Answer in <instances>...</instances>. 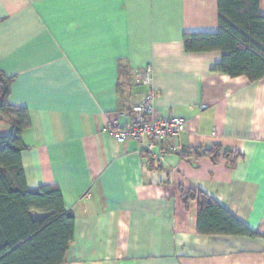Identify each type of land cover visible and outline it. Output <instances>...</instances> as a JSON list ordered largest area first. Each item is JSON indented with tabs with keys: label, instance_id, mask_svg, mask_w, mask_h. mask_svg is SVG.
I'll return each instance as SVG.
<instances>
[{
	"label": "crops",
	"instance_id": "0c3cea01",
	"mask_svg": "<svg viewBox=\"0 0 264 264\" xmlns=\"http://www.w3.org/2000/svg\"><path fill=\"white\" fill-rule=\"evenodd\" d=\"M217 30V0H0V72L30 121L26 185L57 186L74 215L62 264H264V77L232 78L212 71L220 51H185V33ZM148 63L155 108L185 121L161 158L105 130L146 92L128 72ZM213 145L239 154L234 165L177 153ZM189 189L258 236L198 234Z\"/></svg>",
	"mask_w": 264,
	"mask_h": 264
},
{
	"label": "trees",
	"instance_id": "16d2710c",
	"mask_svg": "<svg viewBox=\"0 0 264 264\" xmlns=\"http://www.w3.org/2000/svg\"><path fill=\"white\" fill-rule=\"evenodd\" d=\"M259 4L260 0H217L218 30L185 33V51H220L212 71L232 78L245 76L252 82L262 79L264 16ZM11 85L12 78L0 72V120L9 125V132L0 134V264H62L72 241L74 215L64 209L57 186L31 190L26 185L22 133L30 121L25 108L9 103ZM177 153L182 159L206 157L214 163L222 157L229 166L239 156L220 145ZM181 199L186 206L189 200H196L198 234L258 236L201 190L184 191ZM31 212L39 216L33 217Z\"/></svg>",
	"mask_w": 264,
	"mask_h": 264
},
{
	"label": "built area",
	"instance_id": "2783aa9c",
	"mask_svg": "<svg viewBox=\"0 0 264 264\" xmlns=\"http://www.w3.org/2000/svg\"><path fill=\"white\" fill-rule=\"evenodd\" d=\"M129 83L134 87H145L146 92L137 95L129 109L120 113L122 119L109 121L105 130L118 143L138 141L142 150L154 158H161L158 151L160 146L176 140L185 130V121L179 116L159 114L155 108V101L160 93L154 87L151 64L132 68Z\"/></svg>",
	"mask_w": 264,
	"mask_h": 264
},
{
	"label": "rangeland",
	"instance_id": "374dc122",
	"mask_svg": "<svg viewBox=\"0 0 264 264\" xmlns=\"http://www.w3.org/2000/svg\"><path fill=\"white\" fill-rule=\"evenodd\" d=\"M8 132H9V128H0V134H6Z\"/></svg>",
	"mask_w": 264,
	"mask_h": 264
}]
</instances>
